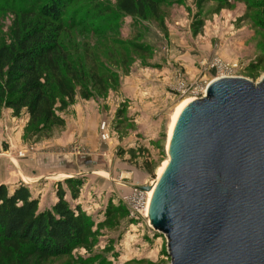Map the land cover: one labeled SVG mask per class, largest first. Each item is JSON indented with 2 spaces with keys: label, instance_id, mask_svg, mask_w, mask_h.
<instances>
[{
  "label": "rangeland",
  "instance_id": "1",
  "mask_svg": "<svg viewBox=\"0 0 264 264\" xmlns=\"http://www.w3.org/2000/svg\"><path fill=\"white\" fill-rule=\"evenodd\" d=\"M74 1L76 7L87 4ZM98 1L112 8L116 3ZM254 3L239 0L219 10L212 0L201 9L194 0H178L161 5L157 17L147 12L144 19L115 13L103 18L93 24L104 28L102 35L87 30L62 33L59 41L75 66L82 62L89 70L94 65L109 80V88L105 93L96 89L89 99L77 95L67 110L57 113L64 120L62 127L50 124L36 133L27 127L25 111L15 116L2 108L0 181L10 191L27 186L43 211L55 204L57 184L82 179L79 198L71 201L68 195V202L95 224L104 222L109 206H120L133 187L154 182L167 160L172 115L188 101L172 92L174 70L204 86L214 75H201L199 63L218 55L239 65L236 77L257 84L264 76V31L257 26L264 20V7ZM19 5L20 0H0V45L11 41L21 21ZM138 46L144 50L138 52ZM103 123L107 140L101 137ZM111 223L98 230L91 253L80 249L46 264H80L77 258H92L93 264H170L166 238L147 220L131 221L127 211L116 214Z\"/></svg>",
  "mask_w": 264,
  "mask_h": 264
},
{
  "label": "water",
  "instance_id": "2",
  "mask_svg": "<svg viewBox=\"0 0 264 264\" xmlns=\"http://www.w3.org/2000/svg\"><path fill=\"white\" fill-rule=\"evenodd\" d=\"M167 158L148 222L170 264H264V76L216 79L187 102Z\"/></svg>",
  "mask_w": 264,
  "mask_h": 264
},
{
  "label": "trees",
  "instance_id": "3",
  "mask_svg": "<svg viewBox=\"0 0 264 264\" xmlns=\"http://www.w3.org/2000/svg\"><path fill=\"white\" fill-rule=\"evenodd\" d=\"M20 1L21 21L16 23L11 41L0 45V112L7 108L18 116L25 111L27 127L36 133L50 124L62 127L64 120L57 113L67 110L77 95L89 99L96 89L105 93L109 88V80L94 65L89 70L82 62L75 66L71 52L59 41L62 33L87 30L102 35L104 28L93 24L103 18L115 13L144 19L147 12L157 17L161 5L170 6L178 0H116L114 8L98 0H86V5L77 7L74 0ZM194 1L201 9L207 0ZM212 1L221 10L239 0ZM254 1L253 7H264V0ZM257 26L264 31V20H258ZM143 50L137 47L138 52ZM254 68L252 65L250 70ZM82 184L79 178L57 184L55 204L43 211L27 186L20 184L10 191L0 185V264H46L71 257L80 249L91 253L98 230L111 226L116 214L127 215V210L122 204L109 206L105 221L95 224L67 200L68 195L71 201L79 198ZM76 261L94 263L92 258Z\"/></svg>",
  "mask_w": 264,
  "mask_h": 264
},
{
  "label": "built area",
  "instance_id": "4",
  "mask_svg": "<svg viewBox=\"0 0 264 264\" xmlns=\"http://www.w3.org/2000/svg\"><path fill=\"white\" fill-rule=\"evenodd\" d=\"M199 67L201 75H205L207 73L213 74L214 78L207 83L204 82L205 85L203 86L202 84L197 82L198 80L188 82L184 78L180 69L174 70L175 85L172 88V92L177 97L190 99L202 98L203 96H205L207 87L212 81L219 78L236 77L234 76V74L239 69V65L225 62L218 55L209 58H204L199 63ZM100 131L102 139L107 140L108 135L106 133L105 123L101 125ZM121 202L127 208L129 220L138 221L145 219L148 222V216L146 215L148 202L147 192H142L134 189L133 194L131 196L121 198Z\"/></svg>",
  "mask_w": 264,
  "mask_h": 264
},
{
  "label": "bare ground",
  "instance_id": "5",
  "mask_svg": "<svg viewBox=\"0 0 264 264\" xmlns=\"http://www.w3.org/2000/svg\"><path fill=\"white\" fill-rule=\"evenodd\" d=\"M190 98H188V101H185L182 105H180L177 110L175 111V113L172 115V118H171V124H170V127H169V131H168V136H167V140H168V148H167V152L169 151V147H170V143H171V139H172V135H173V130H174V127H175V124H176V121H177V118L181 112V110L183 109V107L187 104V102H189ZM168 160V158H167ZM167 160L164 162L162 168L159 170L158 174H157V178L156 180L153 182L152 184V189H150L148 192H147V196H148V202H147V209H146V215L148 216V211H149V207H150V202H151V199H152V196H153V193H154V189H155V185L157 183V181L159 180V178L161 177V175L163 174L164 172V169L166 167V164H167Z\"/></svg>",
  "mask_w": 264,
  "mask_h": 264
},
{
  "label": "crops",
  "instance_id": "6",
  "mask_svg": "<svg viewBox=\"0 0 264 264\" xmlns=\"http://www.w3.org/2000/svg\"><path fill=\"white\" fill-rule=\"evenodd\" d=\"M60 179V178H59ZM63 179V178H62ZM0 185H5V182H3V181H0ZM49 209H50V207H49Z\"/></svg>",
  "mask_w": 264,
  "mask_h": 264
}]
</instances>
